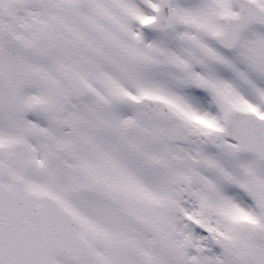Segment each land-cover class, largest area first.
I'll return each mask as SVG.
<instances>
[{
    "label": "snow or ice",
    "instance_id": "snow-or-ice-1",
    "mask_svg": "<svg viewBox=\"0 0 264 264\" xmlns=\"http://www.w3.org/2000/svg\"><path fill=\"white\" fill-rule=\"evenodd\" d=\"M0 264H264V0H0Z\"/></svg>",
    "mask_w": 264,
    "mask_h": 264
}]
</instances>
